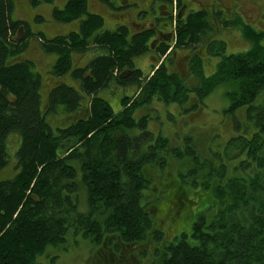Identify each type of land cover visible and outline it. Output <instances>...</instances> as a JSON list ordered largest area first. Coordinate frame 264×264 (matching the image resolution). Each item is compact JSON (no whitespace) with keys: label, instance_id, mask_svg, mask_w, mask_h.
<instances>
[{"label":"trees","instance_id":"trees-1","mask_svg":"<svg viewBox=\"0 0 264 264\" xmlns=\"http://www.w3.org/2000/svg\"><path fill=\"white\" fill-rule=\"evenodd\" d=\"M159 2L175 9L181 4ZM12 12L13 0H0V173L14 162L12 175L0 177V264H41L37 260L49 250H65L78 235L115 254L142 250L149 242L155 260L150 264H264V48L258 44L263 35L247 29L251 48L225 55L218 38L208 42L212 29L205 15L191 14L176 21L158 55L205 45L220 59L215 72L204 77L202 62L192 53L185 78L164 60L145 76L133 60L149 52L150 31L130 36L123 25L105 30L84 0L53 8L55 22L79 20V27L51 38L13 20ZM32 44L55 57L49 71L54 83L43 104L42 81L23 56ZM74 55L91 58L73 67ZM66 74L74 85L63 82ZM189 76L198 83L189 86ZM221 85L231 88L224 93L229 111L246 108L253 130L241 129L220 151L207 147L202 154L189 136L183 148H173L149 131L146 112L134 117L152 100L181 104L189 93L201 100ZM130 86L137 93L124 95L116 113L98 96ZM261 94L263 102L256 106ZM57 108L63 118L53 130L46 115ZM11 135L18 139L13 153ZM170 158L188 161L178 184L207 192L202 194L215 199V209L197 214L189 232L167 239L170 228L155 217L163 193L156 197L150 170L163 171Z\"/></svg>","mask_w":264,"mask_h":264},{"label":"rangeland","instance_id":"rangeland-1","mask_svg":"<svg viewBox=\"0 0 264 264\" xmlns=\"http://www.w3.org/2000/svg\"><path fill=\"white\" fill-rule=\"evenodd\" d=\"M64 1L13 0L12 18L13 20L28 23L32 31H41L48 38L75 32L78 28L79 20L64 24L57 23L52 19V9L54 7L62 8ZM86 1L88 12L100 15L103 19V28L109 31H114L118 25L133 22L134 16L138 20V13L146 12V10L150 11L151 8L155 11L157 10V6L153 0H127L125 5V0H111L112 6L102 0H97L98 3L94 0H90V2L89 0ZM187 3L190 5L200 3L205 6L208 2L206 0H187ZM250 25H252L254 30H264V20L252 18ZM247 29L244 26L241 27L240 24L233 26L231 23H228L226 27L214 30V32L218 31L220 35H216L213 40L218 38L224 41L225 55L246 52L251 48V42L246 37V33H248ZM249 30L256 33L252 29ZM258 44L264 48V36L260 42L258 41ZM194 51L172 50L168 55L170 64L165 61L169 66L167 68L171 71L174 70L181 77L185 78L188 75V58L192 53H195L201 59L204 77L211 76L216 70V65L220 60L219 57L213 54L208 55L204 46H199ZM23 56L32 62L33 71L39 75L42 81L40 95L43 104L45 103L47 90L54 83V77L49 74V71L55 57L52 54L42 53L33 44L29 47V50L28 48L26 49ZM89 57V55L85 57L74 55L72 58V66H84V63L87 62ZM133 63L135 68L139 69L143 75H146L154 60L144 54L136 57ZM47 77L51 78V80ZM62 79L66 84L74 85L75 83L69 74L64 75ZM196 82L198 83L192 76H189L187 79L189 86H194ZM227 91H231V88L225 85L218 86L201 100L195 94L189 93L188 100H185L181 104L173 103L166 105L152 100V106L141 107L134 113V117L138 118L146 112L144 115H148L150 119L148 122L149 131L167 138L173 148H183L184 138L189 136L197 145L198 152L202 154H205L207 147L214 151H220L226 142L238 134L241 129L249 132L253 130L247 118L246 108L243 107L229 111V102L224 96V93ZM136 92L137 89L134 86L124 89L111 87L108 90L100 91L98 96L105 99L109 103L112 111L116 113L120 110V99L124 95L131 96L133 93L136 94ZM262 94L264 95V92ZM262 94L255 100L254 104L256 106L262 104L263 99L260 101V98H263ZM62 118L63 115L59 108L46 115V121L53 130L60 127ZM17 140L15 135H11L7 140L11 153L14 152L17 146ZM187 164V160L183 159L179 161L170 158L163 171L149 169L152 175L150 179L151 186L156 192V197L159 198L163 193L162 202H159L157 205V214L155 217L163 220L162 223H165L164 227L170 228L166 229L167 239H171L177 233L189 232L197 214L204 213L207 215L206 211L210 210L209 212H211L215 209L213 207V200L215 199H205V196L202 194L207 192H203L198 188H191V186L183 182L180 185L178 184L177 176L180 171H185L184 169ZM13 167L14 162L12 158L0 173V177L11 176ZM180 192H184V195L181 196L179 194ZM173 195L177 203L171 198ZM178 204L181 207L177 210ZM176 213L178 216L168 221L169 215L174 216ZM136 249L138 251L133 253L127 251L124 254H115L109 251L104 252L100 250V247H91L86 239L78 235L72 239V242L69 241L66 244L65 250H49L46 257L39 258L37 262L41 264H150L153 261L154 255L151 252L152 245L149 242L144 245L142 250L139 248ZM153 263H155V260Z\"/></svg>","mask_w":264,"mask_h":264},{"label":"flooded vegetation","instance_id":"flooded-vegetation-1","mask_svg":"<svg viewBox=\"0 0 264 264\" xmlns=\"http://www.w3.org/2000/svg\"><path fill=\"white\" fill-rule=\"evenodd\" d=\"M84 1L87 5V1ZM94 1L98 3L97 0ZM102 1L112 6L111 0ZM126 1L127 0H125L124 5ZM153 1L157 6L156 11L151 8L150 11L146 10V12L138 13V20H136L134 16L133 22L131 21V23L123 24V26L127 28L130 36L138 32H151L152 36L149 40L148 45L149 52L145 55L149 56V58L153 60L158 59V51L162 50L172 39L176 21L185 20L189 15L199 12L205 15V18L208 20L212 29V32L208 37V42L214 41V37H216V35H220L218 31L214 32L215 29L219 30V28L221 27L224 28L228 23H231L233 26H238L240 24L241 27L244 26L245 28L252 29L256 33L264 36V30H254L252 25H250L252 18L264 20V0H206L208 3L205 6L201 5L200 3L190 5L189 3H187V0H181L180 7L177 9L170 7L168 4L159 2V0ZM66 2L67 0L64 1L63 6ZM220 41L224 43L223 40ZM202 46H204V49L206 50V46ZM167 52L168 51H166L165 55L159 58H162V60L164 61L169 59L168 55L172 51H170L169 53ZM195 55L197 56V54ZM190 57L191 55L188 58V62Z\"/></svg>","mask_w":264,"mask_h":264}]
</instances>
